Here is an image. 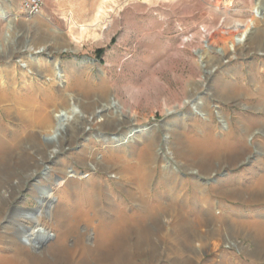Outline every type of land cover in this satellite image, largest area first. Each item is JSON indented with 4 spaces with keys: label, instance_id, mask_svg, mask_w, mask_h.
Returning a JSON list of instances; mask_svg holds the SVG:
<instances>
[{
    "label": "rangeland",
    "instance_id": "obj_1",
    "mask_svg": "<svg viewBox=\"0 0 264 264\" xmlns=\"http://www.w3.org/2000/svg\"><path fill=\"white\" fill-rule=\"evenodd\" d=\"M0 10V264H264V0ZM69 95L78 116L43 141ZM26 209L48 231L35 248ZM112 221L130 230L102 255Z\"/></svg>",
    "mask_w": 264,
    "mask_h": 264
},
{
    "label": "bare ground",
    "instance_id": "obj_2",
    "mask_svg": "<svg viewBox=\"0 0 264 264\" xmlns=\"http://www.w3.org/2000/svg\"><path fill=\"white\" fill-rule=\"evenodd\" d=\"M103 6L100 5L96 12L95 20H99L100 17L105 14V11L103 10ZM256 15V14H255ZM9 16V15H8ZM107 16V15H106ZM0 17L6 18L7 13L4 10H0ZM14 19V18H13ZM253 22V21H252ZM241 28L236 34H235V42L240 43L244 41L249 33L250 24H238L236 25V28ZM68 50V48L65 47H57L55 48L56 51H63ZM35 53H40L44 50V47H35L34 48ZM30 57L32 59H35V57L30 54ZM19 65L27 70H30V64L25 60V56H20L17 60ZM57 65V64H56ZM87 91H85L84 94H86ZM112 101L114 99L110 98L108 105L112 104ZM80 104V100H78L74 95H69L68 98V106L66 108H61L59 110H55L52 115L53 124L49 127V130L46 134V136L54 137L57 134L58 128L61 125L63 121H70L75 119L78 116V106ZM130 135L132 134V130H130ZM35 135H31L33 138ZM123 137H126L123 136ZM53 141V140H52ZM51 141V142H52ZM9 153V149L2 146L0 143V156L5 155ZM47 175V174H44ZM49 175V174H48ZM72 174L71 176H73ZM34 187L36 189V201L39 202V206L42 208L45 204H49L53 202V199L55 198V195L53 193V189L49 188L46 185H38L34 183ZM17 209V208H16ZM30 213L26 210L22 212L21 217L25 218L26 220H30L31 226L27 227L24 225H20L18 229V239L19 242L27 245L31 248H35L36 246L40 245L43 238L48 234V231L44 227V225H39L41 223V211L38 212L36 215H29ZM27 224V223H26ZM27 229H26V228ZM130 228L125 223V221H112L108 227V229L105 232V236L103 237V240L98 244L97 249L102 250V255H108L110 251L116 249L118 247V241L120 237L124 234H126ZM116 235V236H115ZM112 236H115L114 238H111ZM21 239H25L26 243H23ZM1 263V262H0Z\"/></svg>",
    "mask_w": 264,
    "mask_h": 264
},
{
    "label": "built area",
    "instance_id": "obj_3",
    "mask_svg": "<svg viewBox=\"0 0 264 264\" xmlns=\"http://www.w3.org/2000/svg\"><path fill=\"white\" fill-rule=\"evenodd\" d=\"M21 8L28 16L38 15L41 11L43 0H19Z\"/></svg>",
    "mask_w": 264,
    "mask_h": 264
},
{
    "label": "water",
    "instance_id": "obj_4",
    "mask_svg": "<svg viewBox=\"0 0 264 264\" xmlns=\"http://www.w3.org/2000/svg\"><path fill=\"white\" fill-rule=\"evenodd\" d=\"M63 51H64V50H63ZM52 139H53V137H50V136H44V137H43V141H45V142H51ZM17 209H18V208H17ZM26 211H28L30 214H31V213H35V210H31V209H29V210L26 209ZM30 214H29V215H30ZM21 241H22L23 243H26L25 239H21Z\"/></svg>",
    "mask_w": 264,
    "mask_h": 264
}]
</instances>
